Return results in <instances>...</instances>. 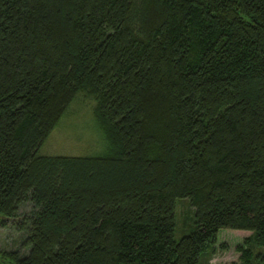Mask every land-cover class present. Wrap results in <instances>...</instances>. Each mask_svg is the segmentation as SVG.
<instances>
[{"label": "trees", "instance_id": "1", "mask_svg": "<svg viewBox=\"0 0 264 264\" xmlns=\"http://www.w3.org/2000/svg\"><path fill=\"white\" fill-rule=\"evenodd\" d=\"M83 90L102 152L36 155ZM15 218L25 250L0 264H210L220 228L250 230L239 263L264 264V0H0V224Z\"/></svg>", "mask_w": 264, "mask_h": 264}, {"label": "rangeland", "instance_id": "2", "mask_svg": "<svg viewBox=\"0 0 264 264\" xmlns=\"http://www.w3.org/2000/svg\"><path fill=\"white\" fill-rule=\"evenodd\" d=\"M96 101L87 90L79 92L66 107L64 113L52 128L43 142L38 146L36 155L39 156H90L99 154L104 148V137L94 121L93 108ZM178 198L175 206L174 238L188 232L191 225L185 224L192 207L185 200ZM28 204L19 208V213L26 211ZM16 218H19L17 216ZM14 221L0 224V248L22 247V233ZM18 221V220H17ZM250 230L236 228H220L217 231V243L222 242L225 248L214 246L212 254L208 257L210 264H240L238 252L234 245L242 242L249 235Z\"/></svg>", "mask_w": 264, "mask_h": 264}]
</instances>
